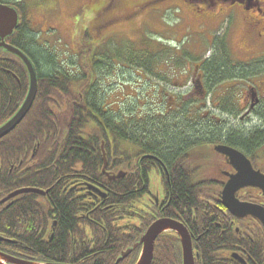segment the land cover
<instances>
[{
	"label": "trees",
	"instance_id": "trees-1",
	"mask_svg": "<svg viewBox=\"0 0 264 264\" xmlns=\"http://www.w3.org/2000/svg\"><path fill=\"white\" fill-rule=\"evenodd\" d=\"M0 2L8 4L9 0H0ZM14 7L17 8L18 5H14ZM125 8V6H122L121 12ZM139 8L138 4V8L136 7L132 12L136 11L134 13L136 14ZM195 8L196 6L194 10ZM17 10L19 23L13 33L6 38V41L25 52L35 64L38 73L37 93L33 105L21 123L8 135L0 138V200L3 193L14 192L12 189L14 187H17L18 190L23 188L41 189L38 188L41 181H45L48 178H65V175L68 172H72L73 169H79L80 173L88 175L90 173L94 174L96 169L103 166V151L108 162L111 161L109 154L111 155L112 144L115 148H119L120 159L123 161L130 158L137 160L142 155V152L147 154L149 152L148 147L143 143H153V141L156 143L164 141L169 143L166 149L171 152H176L179 146L180 152H182L185 149L184 145L223 141L228 145L239 146L244 149L250 155L253 163L262 159V155L260 156L258 151L264 144V128L257 127L244 133L231 131L224 133L223 129L225 126L215 125L209 119H201L202 106L191 102V99L178 101L172 108H168L166 114H149L147 116H139L140 114L137 113L131 114L132 111L126 112L124 107L119 106V103L110 101L109 95L112 90L110 93H104V91L100 90L101 85L104 84L103 77L100 74L104 67L113 63L112 58L114 57L112 55H114L115 51H117L115 55L121 62L134 64L151 75L153 73L156 74L154 69L156 71L159 66L158 64L157 67H154V63L158 60H152V56H156L158 52L154 55V51L151 53V49L141 52H131L128 49L118 51L115 45L111 44L114 47L107 45L108 47L103 48L105 53L99 55V53L97 54L99 46L97 41L99 39L95 38L97 32L94 30V34H91L87 29L81 34L83 43L80 48L78 47L79 50L77 51L79 52L78 54H81V64L84 71L83 69L82 72L75 70V73H71L65 70H52V72L45 74L41 68L43 69V66L47 68L49 65L48 71H51L52 63L56 62L55 57L50 50L41 51V49L35 48L38 45L37 40L34 36H31L32 34L28 35V32L34 31L30 27L31 21L26 19V12L22 5ZM118 18L121 19V17ZM122 23V20L117 21L114 27ZM131 42L125 43H130L129 46L131 47L133 45ZM225 42H227L226 37L216 38L215 51L213 53L215 55H212L209 59L200 60L196 65L198 73L204 79L205 88L207 86L208 89L211 87L216 88L221 82L246 76H244L243 72L237 73L234 71V68L238 65H234L232 62ZM169 47L174 50L175 54H178V51L173 48L174 46ZM262 57H264V54H262ZM107 60L111 62H106ZM241 65L242 67L251 66L250 63H242ZM109 68H112V65ZM182 71L187 73L185 72L186 70ZM255 73H258V71H250L251 75ZM28 85V73L21 60L0 48V125L19 108L21 99H17V97L26 95ZM218 98L219 104L217 105L216 102H213V105L215 103L214 107L220 111H227L235 115L241 109L238 100L232 103L235 108L230 107L228 109V102H225L227 98L222 95ZM90 107L95 109L98 117L94 116ZM212 126L221 127V129L220 131H210ZM164 128L171 130L183 128L188 135L196 134V138L187 137L188 142H190L187 144L184 143L185 138L179 140L177 136L170 137L169 135L174 134L175 131H164ZM151 135L156 137L164 136L161 139H153L152 141ZM223 138L224 140H222ZM174 145H178V147ZM156 150L160 152V149ZM164 158L167 167L171 169L175 162V156L169 154L164 156ZM118 168L130 169L132 173L126 178H131L135 165H132L131 162H122ZM184 173L187 178L176 180L177 200L173 199L168 205L165 210V216L182 222L186 221L182 219V215L183 218H186L184 212H187L186 227L193 240V251L198 254V260L195 264H202V262L204 264H216V259L211 256L212 244L209 242L208 244L199 245V240H202L204 236H201V234L197 236L198 230H195L190 225L192 220L190 208L196 205L197 201L199 203L202 202L203 189L198 187L197 184L199 183L196 184L189 178L186 171ZM135 175L138 176L139 173L135 171ZM102 182L110 186L111 180L103 176ZM111 197L118 200V214H121L122 208H125V204H123L126 203L125 196L118 195L116 197L111 194ZM111 197L109 196L108 203L111 202ZM175 205L181 210L178 215L175 214ZM57 206L61 213L56 211V217L61 229L64 231H62L63 235L56 241V247L43 245L37 237L38 230H29L36 216L35 210L39 207L35 202V198L30 194L14 198L7 206H3L0 203V214L10 209L6 213L7 220L4 218L0 219V233L4 231L11 234L14 238L26 241L27 245L12 246V248H16L22 254L37 255L35 257L47 255L45 258L54 255L61 257L62 254H65L60 249L66 241L64 240V232L69 231L71 226V210L66 203L58 202ZM115 215H117V212H107L98 215L95 218V222L99 226L91 225L90 235L92 239H96L99 231H102L100 238L104 241V233L108 231L109 238L119 242L117 251L115 249L111 250L109 247H99L104 251H108L89 259L93 251L89 252V247H86L85 255L89 256V261L86 264H134L135 259L131 255L122 260L118 259L121 255L120 253L128 247L127 245H131L142 231H136L135 238L131 240L126 234H121L116 229ZM196 220H198L197 216ZM72 222L74 224L73 220ZM207 226L211 232L212 223ZM20 228L23 234L22 236H16L14 232ZM178 240L174 234L165 233L159 236L155 241L151 264H182L181 247ZM246 244L248 245V242ZM46 248H54L52 250L54 253H45ZM263 248L264 243L261 242H258L257 247L254 248L256 249L254 253L256 255L255 259L258 262L264 261V253L260 252ZM34 259L40 260V258ZM62 261L69 263L79 262L68 261L67 258L62 259Z\"/></svg>",
	"mask_w": 264,
	"mask_h": 264
},
{
	"label": "flooded vegetation",
	"instance_id": "flooded-vegetation-1",
	"mask_svg": "<svg viewBox=\"0 0 264 264\" xmlns=\"http://www.w3.org/2000/svg\"><path fill=\"white\" fill-rule=\"evenodd\" d=\"M88 1L92 7L88 12V30L92 34H94V30H96L97 34L95 38L99 39V41H97L98 45L108 43L111 34L113 33L111 32L113 31L112 28L117 21L128 20L134 14L131 11V8H125L123 9L124 11L121 12V7L124 6V0ZM201 1H203L205 9H208L209 3L212 6L219 5L220 13L225 9L228 13L235 14L236 10L239 8L244 22L243 37L247 38V47H255L260 45L258 43H264V9L258 0ZM22 2L23 0H9L10 4L16 6L20 5ZM245 4H248L249 6H245ZM246 7H250V10L248 11ZM215 15L216 13L213 12L212 16ZM117 16L121 17V19ZM26 19L29 18L26 17ZM28 35H31V32H28ZM226 39L227 42H225V46L229 41L228 36H226ZM211 41L212 57V55H215L213 53L215 51L216 37H213ZM242 45L245 46L246 44L243 43ZM183 78L185 79V76H183ZM188 84L191 85L190 87L193 88V91L189 92L190 90L188 89V86L184 85V88H187L188 91L186 94H183V97L186 100L191 99V102H194L195 104H200L202 106L201 119H209L214 124V112H211V110L209 111L206 109V106H204L206 89L201 74L197 72L193 85L192 82H188ZM259 89L260 86L256 85L255 92L257 93L256 99L258 105L261 102ZM193 92L195 95H193ZM24 96H18L17 99H21L22 103L24 100L23 98H25ZM258 105L255 108H257ZM253 110L254 109L250 112H253ZM92 112L95 117H98V113L95 109H92ZM220 129L221 127L212 126L210 131H220ZM163 130L170 131L171 129L164 128ZM223 130V132L226 133L232 130V127L225 126ZM171 131L175 132L174 134L169 135L170 137L177 136V139L179 140L185 138L184 143L187 144L190 143L188 142L187 137L196 138V134L188 135L187 131L183 128H174ZM162 136L164 135H160L159 137L151 135V140L161 139ZM222 140H224V138ZM143 144L148 147L149 152L147 154L144 151L145 153L143 154L142 152V155H140L137 160H135V158H130L125 161L120 159L119 148H115L112 144L111 155L109 154V156H111V161L108 162L107 160L105 168L109 173L108 175H105L103 172V166L102 168L96 169L94 174L90 173V175L80 173L79 169H73L72 172H68L65 175V178H48L45 181H41L40 186H36L41 188L37 189L40 192L21 193L8 199L7 197L11 192L8 194L3 193L0 200V203L3 206H7L14 198L21 197L25 194H30L35 198V202L39 207L35 210L36 216L34 222L30 225L29 230H38L39 233L37 237L43 245L56 247V241H58L59 237L63 235L62 231L64 230L61 229L60 223L56 217V211L61 213L57 206L58 202L66 203L70 207L71 226L69 231L64 232V240L66 241L62 246L63 248L60 247V249L61 252H64L65 254H62L61 257L54 255L45 258L47 255L35 257L37 255L22 254V252L16 250V248H12V246L27 245V242L16 237L14 238L11 234L4 231L0 233V242H2L0 244V251L18 259L34 262L86 264L89 261V256L85 255L86 247H89V252L93 251L91 252L89 259L108 251H104L99 247H109L111 250L115 249L117 251V245L119 242L110 239L108 231L104 233V241L100 238L102 236V231H99V235L96 239H92V236L90 235V226L94 224L99 226L95 222V218L98 215L107 212H117V215L114 216V221L116 229L119 230L121 234H126L128 238L132 240L135 238L136 231H142L133 243L131 245L128 243V247L120 253L122 255L123 252L130 250L125 257L131 255L136 262L141 252V245L139 244L140 237L154 221L159 220L160 218H168V216H165V210L173 199L177 200L176 180L187 178L184 173V171H186L189 178H191L196 184L199 183L197 184L198 187L203 189V194L201 196L202 202L199 203L197 201L195 203L196 205L190 208V214L192 216L190 225H192L195 230H198L196 233L197 236L199 234L204 236L202 240H199L198 244H208L209 242L212 244L211 256L212 258L214 256L213 259H216V264H264V261H256V255H254L256 252V249L254 248L257 247L258 242L264 243L263 225L251 215L238 217L232 214L222 204V189L225 183L229 180L230 175L236 173V169L230 164L229 159L225 155L215 151L214 145H227L239 150L250 159L254 170H259L264 174V167L260 166V160H256V163H253L250 155L247 154L244 149L239 146L228 145L223 141L184 145L185 149L182 152H180V146L178 147V145H174L178 147L177 151L171 152L167 151L166 148L168 146L162 144V142L156 143L153 141V143L144 142ZM156 149H160V152ZM169 154L175 156V162L171 169L167 167L166 162L164 161V156H168ZM193 158H195L196 164H194ZM122 162H131L132 165H135L133 176L131 178H126L132 173L130 169L126 170L118 168ZM135 171L139 173L138 176L135 175ZM103 176L105 178H113L111 179L110 186L102 182ZM12 189L14 192L18 190L17 187ZM111 194L116 197L118 195L125 196L126 203H123L125 204V208H122L121 214H118V200L111 197ZM235 195L240 202L255 203L264 207V196L258 188L245 186L235 192ZM109 196L112 198L110 203H108ZM175 206V214L178 215L181 210L177 205ZM8 211L1 213L0 219L4 218L7 220L6 213ZM184 213L186 218H183L182 215V219H185L186 221H182V223L186 226L188 218L187 212ZM196 216L198 217V220H196ZM72 220L74 221V224ZM209 223H212L211 232L207 226ZM168 233L176 235L172 231ZM214 233H216V235H214ZM14 234L16 236H22V229H18ZM110 241L111 243H109ZM194 242H196V240H194ZM247 242L248 245L246 244ZM52 250H54V248H46L45 253L52 254L54 253ZM260 252L264 253V248L260 250ZM34 258H40V260H35ZM65 258H67L68 261L79 262L69 263L62 261V259ZM195 258L196 262L198 256ZM202 264L204 263L202 262Z\"/></svg>",
	"mask_w": 264,
	"mask_h": 264
},
{
	"label": "rangeland",
	"instance_id": "rangeland-1",
	"mask_svg": "<svg viewBox=\"0 0 264 264\" xmlns=\"http://www.w3.org/2000/svg\"><path fill=\"white\" fill-rule=\"evenodd\" d=\"M193 1L124 0V6L131 8V11L138 8L139 4V11L112 28L110 40L98 46L97 54L105 53L103 48L108 47L107 45L114 47L111 44H114L118 51L128 49L131 52H141L151 49L154 55L158 52L156 56H152V60H158L154 67L158 64L159 66L156 71L154 69L156 74L150 75L134 64L121 62L115 51L112 55L113 63H110V60L106 61L112 68L104 67L100 74L104 80L100 90L104 93H110L112 90L109 100L119 103L126 112L132 111L131 114L137 113L139 116L166 114L169 106L172 108L178 101L186 100L183 94H186L188 89L189 92L193 91L188 82L191 80L193 85L197 73L196 65L209 56L212 38L228 36L226 47L232 51L234 65H238L234 71L243 72L246 76L221 82L222 84H218L216 88L208 89L207 86L204 106L214 112L215 125L232 127L231 132L244 133L257 127L264 128V57H262L264 43L247 47V38L243 37L244 22L239 8L235 14H230L225 9L220 13L219 5L212 6L209 3L208 9H205L203 1ZM258 1L264 9V0ZM22 6L26 14H29L30 25L34 29L31 36L37 40L38 45L35 48L41 51L50 50L55 57L56 62L52 63L51 71H48L49 65L47 68L43 66L41 70L45 74L52 70L82 72L81 54L77 51L83 43L82 32L89 28L88 12L92 9L90 2L23 0ZM250 7H246L248 11ZM213 12L216 13L215 16H212ZM128 41H132L131 47L130 43H125ZM243 43L246 45L243 46ZM169 46H174L178 54ZM247 61L251 66L242 67L241 64ZM182 70H186L187 73H183ZM250 71H258L255 73L257 76H254L255 74L250 76ZM180 74L185 76L186 82ZM184 85L188 86V89L184 88ZM256 85L260 86L261 102L258 105L253 100L254 111L249 113L252 105L249 91L253 88L256 90ZM220 95L227 98L225 102H228V109L234 107L232 103L238 100L241 110L236 112V116L212 106L213 102L219 104ZM162 144L169 146L165 141ZM258 154L264 157V144L259 148ZM262 156L260 166L264 167ZM193 162L196 164L195 158Z\"/></svg>",
	"mask_w": 264,
	"mask_h": 264
},
{
	"label": "water",
	"instance_id": "water-1",
	"mask_svg": "<svg viewBox=\"0 0 264 264\" xmlns=\"http://www.w3.org/2000/svg\"><path fill=\"white\" fill-rule=\"evenodd\" d=\"M19 23V15L13 6L0 3V48H3L6 52H9L18 57L24 64V67L28 73L29 87L22 105L19 109L10 117L5 123L0 125V138L10 133L26 116L29 111L37 92L38 73L35 65L30 58L19 48L8 44L5 38L11 35ZM252 97L254 95L252 94ZM254 103H252V106ZM215 150L225 155L230 164L237 170L235 174L230 175L229 180L224 185L222 190V203L224 206L234 215L238 217L251 215L257 218L264 228V207L240 202L235 197V192L245 186H253L259 188L264 195V174L259 170H254L250 161L240 151L225 146L217 145ZM104 158V167H105ZM40 192L33 188H23L11 193L8 198L15 195L27 192ZM175 232L181 243L182 250V264H194V255L192 251V244L187 229L178 221L170 218H162L153 222L139 240L141 245L140 255L135 264H151L153 257V249L156 238L164 232ZM130 250L122 253L119 260H122ZM0 264H63V263H41L18 259L7 255L0 251Z\"/></svg>",
	"mask_w": 264,
	"mask_h": 264
}]
</instances>
